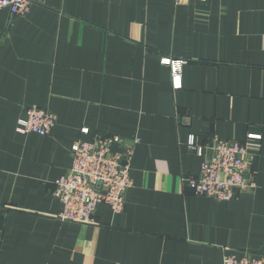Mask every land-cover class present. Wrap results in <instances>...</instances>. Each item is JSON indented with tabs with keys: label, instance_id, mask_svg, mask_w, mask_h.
<instances>
[{
	"label": "crops",
	"instance_id": "obj_1",
	"mask_svg": "<svg viewBox=\"0 0 264 264\" xmlns=\"http://www.w3.org/2000/svg\"><path fill=\"white\" fill-rule=\"evenodd\" d=\"M167 57L178 64L172 84ZM37 105L47 135L16 131ZM87 128V133L82 132ZM250 150L253 186L231 200L183 178L216 139ZM116 135L130 146L122 212L61 220L54 181L70 147ZM0 264H222L264 255V0H41L0 10Z\"/></svg>",
	"mask_w": 264,
	"mask_h": 264
},
{
	"label": "built area",
	"instance_id": "obj_2",
	"mask_svg": "<svg viewBox=\"0 0 264 264\" xmlns=\"http://www.w3.org/2000/svg\"><path fill=\"white\" fill-rule=\"evenodd\" d=\"M41 0H0V10L11 15L26 13L31 5ZM176 4L182 0H174ZM161 63L171 66L172 84L179 87L178 64L170 58H161ZM54 113L37 105L29 106L25 116L17 120L16 131L47 135L55 125ZM87 128L82 132L87 133ZM258 135H248L244 143L236 140L216 139L208 146H197L193 137L188 146L201 157L196 176L183 178L195 195L211 197L217 201H227L236 192H246L253 186L249 172L252 159L250 150L257 145ZM116 135H102L93 140H76L70 147L71 165L54 181L52 195L62 204L57 215L61 220L90 223L99 204H105L114 213L123 211L125 195L132 186L130 177V156L132 148L126 146L118 151L113 144L121 145ZM1 241V239H0ZM222 264H264V255L244 252L241 257L224 252Z\"/></svg>",
	"mask_w": 264,
	"mask_h": 264
}]
</instances>
